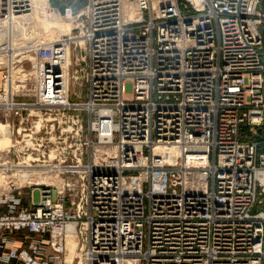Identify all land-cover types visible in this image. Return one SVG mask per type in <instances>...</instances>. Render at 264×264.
<instances>
[{
  "label": "built area",
  "instance_id": "obj_1",
  "mask_svg": "<svg viewBox=\"0 0 264 264\" xmlns=\"http://www.w3.org/2000/svg\"><path fill=\"white\" fill-rule=\"evenodd\" d=\"M3 4L0 264H264V0Z\"/></svg>",
  "mask_w": 264,
  "mask_h": 264
},
{
  "label": "bare ground",
  "instance_id": "obj_2",
  "mask_svg": "<svg viewBox=\"0 0 264 264\" xmlns=\"http://www.w3.org/2000/svg\"><path fill=\"white\" fill-rule=\"evenodd\" d=\"M3 3L4 0H0V3ZM49 0H34V5L32 8V11L29 13V15L24 16V23L23 27L27 24H31V20L37 18V15L39 13H46V8L48 6ZM1 7V5H0ZM4 10V4L2 5ZM1 9V8H0ZM42 11V12H41ZM1 13V12H0ZM2 15H0L1 17ZM38 28V30H41V32L45 31L44 36L45 38H51L56 39L60 34L68 33L70 29V23L58 18L54 14H49L45 18H41L37 20L36 24H34V27ZM27 27V26H26ZM1 129V126H0ZM9 143L8 137L6 134H2L0 131V152L1 150L5 149ZM12 170H17V168H11ZM38 177H43L41 174H39L37 171L32 170H19L14 176L13 180L8 182V185L15 188L22 186L24 183H35ZM58 184V181H57Z\"/></svg>",
  "mask_w": 264,
  "mask_h": 264
},
{
  "label": "rangeland",
  "instance_id": "obj_3",
  "mask_svg": "<svg viewBox=\"0 0 264 264\" xmlns=\"http://www.w3.org/2000/svg\"><path fill=\"white\" fill-rule=\"evenodd\" d=\"M88 1L89 0H49V4L51 7H55L58 9H61V7H65V6H72L75 10H80L88 3ZM0 5H1L0 15H2L4 11V10L2 11L3 3L1 2Z\"/></svg>",
  "mask_w": 264,
  "mask_h": 264
},
{
  "label": "trees",
  "instance_id": "obj_4",
  "mask_svg": "<svg viewBox=\"0 0 264 264\" xmlns=\"http://www.w3.org/2000/svg\"><path fill=\"white\" fill-rule=\"evenodd\" d=\"M63 7H61V9H62Z\"/></svg>",
  "mask_w": 264,
  "mask_h": 264
}]
</instances>
